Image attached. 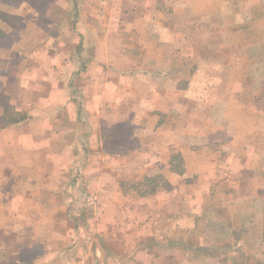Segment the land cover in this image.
I'll return each mask as SVG.
<instances>
[{"label":"crops","instance_id":"1","mask_svg":"<svg viewBox=\"0 0 264 264\" xmlns=\"http://www.w3.org/2000/svg\"><path fill=\"white\" fill-rule=\"evenodd\" d=\"M19 1L20 3L13 4L7 0H0V4L5 7L4 10L0 11L7 13V21L0 19V30H2L0 33V62L4 59V65H6L7 59L13 58L19 64L13 74L9 72L0 74L3 76V79L0 80V94L2 93L0 95V190L7 194L3 204L8 206L7 213L12 206H18L15 209L16 212H13L12 216L9 215L7 220L24 225L29 239L40 237L39 226L42 222H47V208L43 205L50 202H53L52 204L59 203L56 209L59 214L61 213L59 211L62 210V200L58 202L51 200L55 199L57 195V185H59L60 197V192L66 181L64 175L62 176L61 159L74 157V159L77 158L78 171L82 174L75 191H80V188L82 191L99 184L100 197L88 196L86 201L88 205H96L100 199L103 205L108 206V210L103 215V221L107 219V223H102L103 231L102 227L99 228L102 231L101 236L106 239L100 245V249L104 251V264H264V232L262 236L260 235L259 244L257 246L252 244L251 246L249 245V240L252 238L251 228H235L232 227V224L210 227L204 222L208 217L204 214L207 213L206 211L215 213V222L221 223L224 219L223 214L227 215V213L232 215L234 223L238 222L234 219V215L238 218L244 213L242 210L251 209L249 206L254 201L252 198H246L243 195V190L238 189V187L236 190L239 192H233L231 188H228V191H222L220 187H224L225 181L220 180V169L217 165L207 163L206 170H204L201 166L203 156L202 158L200 156L195 157V160H192V164H190L185 159V152H181L178 162L181 165L180 168L184 169V174L179 175L174 172L176 161L174 162L172 158L175 156V148H173L175 140L172 138L173 141L168 145L166 144V149L161 151L157 145L159 144V136L163 135L157 133L160 128L166 126L169 116L165 118V123L161 124L163 127L159 126V118L156 119L153 113L142 118L145 119L142 123L148 121L146 124L149 126L147 127H151L152 134L149 135L152 138L150 137V140L152 144H155L151 148L150 145L148 147L142 145L144 149H150L149 152L142 150V147L131 149L130 145L127 152L123 154L111 153L105 147L103 137L105 134H109V129L114 134H123L119 138L122 143L127 141L131 130L128 131L127 128H116L115 126H136L139 124L141 114H138L136 107H139L138 102L142 99L141 96L145 94L148 101L155 102L158 94L157 86L145 85L142 86L140 93L142 95H140L139 100L135 101L130 96L138 93V90L114 81L117 77V81L118 79L123 81L126 78L134 80L135 77L139 76L137 75L138 72H143L141 77L148 76L151 78L153 69L148 68V71L145 70L146 73L142 68H139L138 71H136L138 68L118 71L113 68L108 69L107 64L117 63V66H120L117 68L121 69L127 60L143 61L148 58L153 60L152 57L156 58L159 55L158 51H165L161 53L165 55L167 60L174 58L173 42H169L165 46L157 31L161 24L157 20H153L154 18L150 19V14L158 15L162 12L159 11L157 3L154 0L152 2L151 0H130L131 2L129 0L128 2L127 0H110L113 4L106 0H85L84 5L82 2V6H80L79 0H66L72 5L67 9L69 11L68 16L65 13L62 14L64 11L61 10V14H58L54 21L49 20L50 24L48 25L50 26H46L47 23L41 20L34 22L35 29H39V31L44 30L45 27L51 29V26L54 27V31L60 28L59 38L55 40L56 48L59 46V51L54 57L42 61L44 55L39 47L30 45L29 50L22 49L25 39L23 36L20 38V32L28 29L26 27L29 23L22 22L16 27L17 25H12L9 22V15H13V18L16 8L25 12V7L33 2L32 0ZM40 1V5L46 4V0ZM126 3L130 5L127 12L124 10V7L128 5ZM15 5L16 8H14ZM78 5L81 9H78ZM84 11L86 12L85 18L82 15ZM123 11V22L121 20L114 21V23L109 21V13L113 20L114 13H122ZM78 12L81 13L83 19H81L80 25H72L73 21L70 22L68 17L72 19L76 17ZM67 25L71 26L74 32L68 30V34H65L68 37H74V41L63 46L62 34ZM51 31L53 30L51 29ZM141 32L143 35H140ZM38 33L41 40L43 36L41 37V32ZM134 39H137L138 44L143 43L144 40L143 44L149 45L148 51L144 53L143 50V52L134 53V48L129 47L130 44H135L131 42ZM63 48L68 49L69 58L63 57ZM74 49L75 52L71 56ZM171 51L172 53H170ZM141 53L143 54L140 55ZM67 58L69 62L72 58L74 64L81 60L88 66L89 70H92L91 63L99 67L100 70H94L99 74V81L103 76L107 77L102 84H95L94 80L88 84L86 94L89 101L86 104H81L75 96V86L64 85L63 61ZM51 59L55 61L53 69L56 73H54L55 78L48 80L47 83L55 86L56 89L48 91L47 86L44 87L42 83L37 86L34 85L36 78L34 74H36L35 71L39 73L38 65L41 66L43 62H49ZM26 61L31 66L30 69L25 68L24 62ZM22 63L24 67L20 69ZM32 67L35 70H32ZM88 74L86 72V77L89 76ZM249 74L251 73L249 72ZM246 77L248 80L249 75ZM14 82L18 84L16 90L13 87L10 88ZM241 85L242 93H250L251 85ZM162 93L168 95L169 90L165 89ZM253 98L255 104L258 103L257 99L262 98L263 102V97ZM81 100L85 101L84 98ZM229 101L228 108L232 110H234L233 106L239 103L241 105L242 102L235 98H231ZM244 109L246 108L243 107V110L241 108V111L244 112ZM230 113L235 114V111ZM64 128L65 130L69 128L67 134L70 136L67 138L70 139V142L64 140ZM17 130L22 131L24 140L34 136L32 152L26 148L24 142L17 143L20 141L15 135ZM252 135L253 133L248 134V141L253 140ZM239 136H234V139H238ZM259 139L264 138L260 136ZM65 143L67 144L65 145ZM247 146V150L243 147L238 148L239 156H249L251 147L250 145ZM87 150H89L88 155ZM104 153L111 156L119 154V157H128L130 154L136 156L150 154V156L153 155L151 158L161 157L154 168L152 161H150L148 166L151 168L150 170L145 171L144 168L145 173L138 172L141 174L136 182H120L121 175L118 174L116 176L119 179L118 183L113 186L106 181L102 174V172L106 173L105 167L101 170L95 168L93 164L90 165V158L98 160L99 157L105 155ZM19 156L22 161L19 160V164H16ZM85 156L90 157L88 161L83 159ZM168 156L171 157L167 160ZM2 162L4 164H1ZM125 164L126 167L132 168L131 162H125ZM198 164H200V172L205 171L203 173L205 179L209 178L205 182H196L195 179L189 178L193 175L198 176L195 174L197 172H194ZM245 164L242 169L240 168L239 173L246 170ZM123 168L126 171L124 165ZM131 170L129 169V172ZM136 170H138L137 167ZM190 171H193L194 174L191 175ZM19 174H22L23 178L18 177ZM214 175L217 176L215 180L211 179ZM15 181H18L19 184H16ZM45 186L46 189L49 186H56V188H53L52 191L49 190L50 195L46 196V199H42L43 197L40 198L39 196L41 189ZM192 206L202 210V214H197L198 218H192ZM225 208L228 209V212ZM112 219H114L113 222ZM120 220H122L121 223ZM27 221H32V223L29 224ZM117 222H119L118 231L120 226L125 227V230L121 234L118 233L120 236L117 240L119 241V248H111L112 246H108L111 241L110 239L107 240V237L111 231L116 229ZM104 226L109 227L105 230ZM6 234L0 230V238ZM25 237L26 234L22 236L20 242L22 245L18 249H13L8 244L9 242L4 244L3 240L0 239V252L6 250L5 252L18 255H25L29 252L41 256V245L39 244L40 249L37 252L35 247L33 249L26 243ZM43 237L46 238L45 235ZM227 237L230 241L229 244L221 243ZM193 239L201 241V243L193 244ZM113 243L114 245L117 244L116 240ZM252 250L254 253L251 255L248 251L252 253ZM42 251L43 257H45L47 247L43 248ZM65 251L69 252L70 257H72L73 248L71 251L69 249ZM122 252L124 254H121ZM15 261L9 264H27L23 260V256H19Z\"/></svg>","mask_w":264,"mask_h":264},{"label":"rangeland","instance_id":"2","mask_svg":"<svg viewBox=\"0 0 264 264\" xmlns=\"http://www.w3.org/2000/svg\"><path fill=\"white\" fill-rule=\"evenodd\" d=\"M7 1L13 4L20 3L19 0ZM32 1L31 5L25 7V12L20 8H16L15 5V16L12 18L13 15H9V22L12 25H17L16 27L22 22L29 23L26 27L28 29L21 30L22 33L20 32V38L23 36L25 39L22 49L29 50L30 45L32 47H39V50L44 55L42 59L44 61L54 57L56 52L59 51V46L56 48L55 40L59 38L60 28L54 31V27L51 26L50 28L54 32L48 29V27L39 31V29H35L34 22L41 20L46 22L47 26L50 24L49 20L54 21L55 17L61 14V10L64 11L62 14L65 13L68 16L69 11L67 9L72 5L66 0H46V4L41 5L40 0ZM106 1L111 2L110 0ZM154 1L159 7V11L162 12L158 13V15L154 13L150 14V19L154 18L153 20H157L161 24L157 31L159 37L164 41L163 44L166 46L169 42H173L174 58L167 60L165 55L161 53L165 51H158L159 55L156 58L152 57L153 60L149 58L143 61L127 60L125 66L121 67V69L117 68L120 67L117 66V63H113L114 65L112 63L107 64L108 69L113 68L118 71L136 68H138L136 71L139 68H142L144 71H148V68L153 69L151 78H148V76L141 77L140 75L143 72H138L136 74L139 76L135 77L134 80L126 78L123 81L121 79L117 81V77L114 81L122 83L123 86H130L138 90V93L130 96L135 101L139 100L140 95H142L140 94L142 86L145 85L157 86L158 94L155 102L148 101L145 94L141 96L142 99L138 102L139 107H136L138 114H141L139 124H136V126H115L116 128H127L128 131L131 130L128 140L122 143V140H119V138L123 134H114L109 129V134H105L103 137L105 147L111 153L123 154L127 152V148L130 145L131 149L142 147V150L149 152L150 149H144L142 145L145 147L150 145L151 148L155 144H152L150 140L151 136L149 134H152L151 127H147L149 126L146 124L148 121L142 123L145 121L142 118L147 114L152 115L153 113L156 119L159 118L160 126L165 123V118L169 116L166 126L163 127L161 125L163 128H160V131L157 133L163 134L161 136L158 135L159 144L157 145L160 151L166 149V144L168 145L171 141L175 140V146L173 147L175 148V155L185 152V159L190 164H192V160H195V157L200 156L202 158L203 156L204 159L201 166L204 170H206L207 163L217 165L218 169H220V180L225 181L224 187H220L222 191H228V188H231V191L239 192V190H236L238 187V189L241 188L243 190V195L246 198H252L254 201L249 206L251 209L242 210L244 213L238 218L234 215V219L238 220L235 223L232 215H229V213H227L228 216L223 214L224 219L220 223L218 221L215 222V213L213 211H206L207 213H204L208 216L204 221L206 225L213 227V225L232 224V227L235 228H251L252 238L249 240V245L252 246L253 244L257 246L261 240L260 235L262 236L264 232V139H259L260 136L264 138V0ZM82 2L84 5L85 0H79L80 6H82ZM129 2L131 1L129 0ZM79 5L78 9H81ZM154 5L156 6V4ZM34 6H36L35 10ZM129 8L130 5L128 4L124 7V10L127 12ZM4 9V5L0 4V10ZM0 13L4 14L5 12L0 11ZM123 13L124 11L122 13H114L113 20L109 13V21L111 23L118 20L123 22ZM82 15L85 18L86 12H82ZM82 15L78 12L76 17L72 19L68 17V20L74 22H72V25H80V21L83 19ZM146 18L148 19V16ZM65 28L67 31H65ZM65 28L62 34L63 46L69 45L71 41H74V37H68L65 34H68V30L74 32L72 27L67 25ZM38 32H41V37L43 36L41 40L38 37ZM0 33H2V30H0ZM140 35H143V33L141 32ZM131 42L135 43L129 46L130 48H134V53L143 52V50L145 53L149 49V45L143 44L145 42L144 40L141 44L137 43V39L131 40ZM62 50L64 53L63 57L69 58L68 49L63 48ZM76 51L78 52V50ZM74 52L75 49L72 51L71 56ZM68 58L63 61L64 85L75 86V96L81 104H86L89 101V98L87 99L88 95L86 94L88 84L93 80L95 84H102L103 80L107 79V77L103 76L99 81V74L94 72V70H100L99 67L91 63L92 70H89L88 66L81 60L76 59L79 61L74 64L73 59L71 58L72 61L70 60L69 62ZM17 66L19 67L18 62L13 58H8L6 65H4V59H2L0 62V74L6 72L13 74ZM24 66L26 69H30L31 67L28 61L24 62ZM24 66L22 63L20 69ZM54 67V59H51L49 62H43L41 66L38 65L39 73L35 71L36 74H34V77L36 78L34 85L37 86L42 83L44 87L47 86L48 91L56 89L55 86L47 83L48 80L55 78L54 73L56 71L53 69ZM32 70L35 69L32 67ZM86 72L89 73L87 77L85 75ZM246 75H249L248 80ZM2 77L0 75V80L3 79ZM74 82L75 85H73ZM241 84L245 86L251 85L250 93H242ZM17 85L14 82L10 85V88L13 87L16 90ZM165 89L169 90L168 95L162 93ZM253 97H263V102L261 98L257 99L258 103L255 104ZM82 98L85 101L81 100ZM231 98L242 101L241 105L238 102L239 104L233 106L234 110L228 108ZM243 107L246 108L244 112L241 111ZM231 110L235 111V114H231ZM167 113L169 114L166 115ZM68 132L69 128L66 130L64 128V140L70 142V139L67 138L70 136V134H67ZM170 132L172 135L171 138ZM252 133L253 140L248 141V134ZM15 135L20 140L17 143L24 142L26 148H29L32 152L34 136L24 140L22 131L18 130L15 131ZM236 135H240L238 139H234ZM138 138L142 139L143 143ZM247 145L251 147L249 156H239L238 148L243 147L247 150ZM90 146L92 148V145ZM88 154L89 150H87ZM104 154L106 155V153ZM105 155L99 157L98 160L91 159L89 156H85L83 159L88 161L90 158V165L93 164L95 168L102 170L105 167L106 173L102 172V174L106 181L113 186H116V183H118L119 179L116 177L118 174L121 175L120 182H136L141 173H145L146 170L151 169L148 167L150 161H152L154 168L157 161H159L158 159L161 157L151 158L153 155L150 156V154L142 156L130 154L128 157H119V154L113 156ZM170 157L168 156L167 160ZM19 160L22 161L20 156L16 164H19ZM76 160L77 158L74 159V157H64L61 159L63 166L62 176L64 175L66 181L60 192V197V189L58 188L59 185H57V195L55 199L51 200L55 202L62 200V210L59 211L61 212L59 214L56 209L59 203L52 204L53 202H50L49 204L43 205V207L47 208V222H42L39 226L41 230L40 237H31L29 239L24 225L7 220L9 215L12 216L14 214L13 212H16L15 209L18 206H12L11 210L7 213L8 206L3 205L7 194L3 190H0V230L4 234L7 232L6 235L0 238L3 240L2 242L4 244L9 242L8 244L13 249H18L22 245L20 243L22 236L26 234V243L31 248L35 247L37 252H39V244L41 245V256H36L29 252L25 255H18L5 252L6 250L1 251L0 264L16 262L15 260L19 256H23V260L27 264H104V251L100 249V245L106 239L101 236L103 231L101 225L103 222L107 223V219L103 221V215L108 210V206L103 205L100 199H98L96 205H88L86 201L88 196L95 195L96 197H100L101 189L99 184H95L94 187H89L82 191L81 188L80 191H75L76 185L77 183L79 184L82 177V174L78 171L79 168L77 167ZM125 162H131L132 168L126 167ZM1 164L4 163L2 162ZM244 164L246 165V170L239 173L240 168L242 169ZM123 165L128 172L124 170ZM199 165L194 170L198 176L193 175L189 178L192 180L195 179L196 182H205L209 178L205 179L203 176L205 171L201 173ZM136 167L138 170H136ZM129 169L132 170L129 172ZM119 170H122V172H119ZM140 171L141 173H138ZM194 172L190 171V174L192 175ZM18 177L23 178V175L19 174ZM211 179L215 180L217 176L214 175ZM15 182L19 184L18 181ZM53 188H56V186H49L47 189L45 186L41 189L42 191L39 197L46 199V196L48 197L50 195L49 190L52 191L54 190ZM225 210L228 212V209L225 208ZM197 214H202V210L192 206V218H198ZM113 221L114 219H112ZM28 223L31 224L32 221ZM118 223H116V229L113 232L111 231L107 237V240L110 239L111 241L109 244L107 243L109 247L112 246L111 248H119V241L117 240L120 237L119 234L125 230V227L120 226V230L118 231ZM109 226L107 228L104 226V229H108ZM44 235L46 238L43 237ZM114 240L117 242L115 245L113 243ZM193 240V244L201 243V241ZM212 240H215V238H212ZM229 242L227 237L221 243L229 244ZM45 247H47V252L46 256L43 257L42 249ZM72 248L74 251L72 257H70V253L65 250L69 249L71 251ZM253 251L252 253L248 251V253L252 255L254 253ZM121 254H124V252Z\"/></svg>","mask_w":264,"mask_h":264},{"label":"trees","instance_id":"3","mask_svg":"<svg viewBox=\"0 0 264 264\" xmlns=\"http://www.w3.org/2000/svg\"><path fill=\"white\" fill-rule=\"evenodd\" d=\"M6 1V0H5ZM0 19L2 20V21H7V13H4V14H2V13H0ZM10 20V19H9ZM179 154L178 155H175V156H173L174 158H172V159H174V162H175V168H176V170L174 169V172H176L177 174H179V175H183L184 174V169L183 168H180L181 167V165L179 164V162H178V158H179ZM178 170V171H177Z\"/></svg>","mask_w":264,"mask_h":264}]
</instances>
